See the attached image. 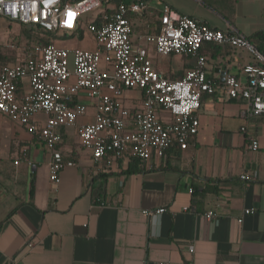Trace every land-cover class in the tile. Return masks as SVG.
I'll return each mask as SVG.
<instances>
[{"label": "crops", "instance_id": "obj_1", "mask_svg": "<svg viewBox=\"0 0 264 264\" xmlns=\"http://www.w3.org/2000/svg\"><path fill=\"white\" fill-rule=\"evenodd\" d=\"M144 1L143 10L127 13L131 43L145 47L170 79L181 77L194 58L159 55L146 42L159 30L163 5L247 38L264 31V0ZM98 15L81 17L52 43L92 49L86 25L99 22ZM1 24L9 31L17 25V34L7 32L5 39L21 35L17 22L0 18ZM5 50L0 47V63H14L15 53ZM201 52L207 75L218 83L227 74L245 80L242 67L252 61L246 50L204 43ZM75 100L87 111L58 128L57 147L74 165L61 168L56 184L48 177L50 151L43 141L0 115V264H264V115L241 116L244 100L217 87L201 96L199 129L185 149L173 144L161 158L141 162L124 155L108 165L79 143L78 128L92 121L95 99L81 92ZM122 101L139 109V90H125ZM157 115L170 119L164 110ZM160 207L165 211L154 214ZM208 210L215 215L207 218Z\"/></svg>", "mask_w": 264, "mask_h": 264}, {"label": "built area", "instance_id": "obj_2", "mask_svg": "<svg viewBox=\"0 0 264 264\" xmlns=\"http://www.w3.org/2000/svg\"><path fill=\"white\" fill-rule=\"evenodd\" d=\"M145 5L144 0H0V18L22 26L37 25L48 32H72L84 14H99V22L91 19L86 25L95 42L92 49L70 50L55 43L29 46L13 39L3 42L17 58L12 64H0V115L43 141L50 151L48 177L52 183L59 182L62 167L74 165L57 147L58 128L73 125L86 114V105L75 100L81 92L95 99V112L91 122L78 128L79 143L93 160H105L108 165L124 155L141 162H148L153 154L161 158L173 144L185 149L199 129L201 96L213 94L217 87L229 98L244 100L241 116L264 115V54L253 42L242 34L178 14L165 4L159 30L146 35V42L159 55L194 58L181 77L167 78L145 47L131 43L127 13L141 11ZM204 43L246 50L252 61L242 67L245 80L227 74L218 83L209 77L201 52ZM127 89L139 90V109L124 105L122 96ZM158 110L168 112L170 119L160 118ZM38 114L45 115L42 123ZM250 147L256 150L257 141L251 140ZM240 178L248 176L241 174ZM163 211L160 207L153 213ZM204 215L210 218L215 212L208 210Z\"/></svg>", "mask_w": 264, "mask_h": 264}, {"label": "trees", "instance_id": "obj_3", "mask_svg": "<svg viewBox=\"0 0 264 264\" xmlns=\"http://www.w3.org/2000/svg\"><path fill=\"white\" fill-rule=\"evenodd\" d=\"M21 33L24 34V40L16 42L17 44L25 43L29 46L40 44V45H47L52 43V39H54L55 35L53 32H48L43 28L37 25H30V26H22L21 25ZM21 37V36H20ZM248 39L254 43L257 49L264 54V31H257ZM213 44V43H211ZM12 51V50H11ZM14 54V51H12ZM2 53H0V56ZM8 54V55H7ZM5 53V55L10 56L9 53ZM5 64V62L0 63Z\"/></svg>", "mask_w": 264, "mask_h": 264}, {"label": "rangeland", "instance_id": "obj_4", "mask_svg": "<svg viewBox=\"0 0 264 264\" xmlns=\"http://www.w3.org/2000/svg\"><path fill=\"white\" fill-rule=\"evenodd\" d=\"M95 14V12H88V13H86V14H84L82 17L85 19L87 16H90V15H94ZM0 47L1 46H3L4 45V41L5 40H7V39H5V36L7 35V32H9V34H11L12 33V31H15L16 29H17V25H12L10 28H11V30L12 31H9L10 29H8L7 30V26H6V24H1V26H0ZM6 29V30H5ZM19 30L21 31V27L19 28ZM3 31L5 32L4 34H3ZM64 31L63 30H58V31H56V32H53L54 33V35H55V39H59V35H60V33H63ZM13 35H16L17 33L16 32H13L12 33ZM19 34H21V35H18V36H16L15 38L14 37H12V39L13 40H11L12 42H20V41H22V40H24V34H22V33H19ZM21 36V37H20ZM11 38V37H10ZM9 39V38H8ZM6 51V53H11L12 51L11 50H9V49H6L5 50Z\"/></svg>", "mask_w": 264, "mask_h": 264}]
</instances>
